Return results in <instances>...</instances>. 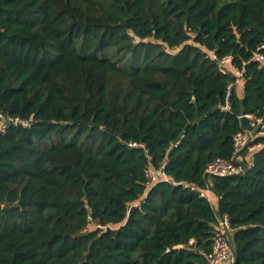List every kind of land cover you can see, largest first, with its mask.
<instances>
[{
  "label": "trees",
  "instance_id": "1",
  "mask_svg": "<svg viewBox=\"0 0 264 264\" xmlns=\"http://www.w3.org/2000/svg\"><path fill=\"white\" fill-rule=\"evenodd\" d=\"M263 45L264 0H0V112L34 120L0 134V264H207L217 212L236 264H264V137L245 175L205 178L264 115V60L222 111L212 55Z\"/></svg>",
  "mask_w": 264,
  "mask_h": 264
},
{
  "label": "built area",
  "instance_id": "2",
  "mask_svg": "<svg viewBox=\"0 0 264 264\" xmlns=\"http://www.w3.org/2000/svg\"><path fill=\"white\" fill-rule=\"evenodd\" d=\"M264 49V45L259 48L255 57L248 62H244L243 68L238 69L233 64V57L226 56L223 59H218L216 55H212V59L217 61L221 72H232L235 77V82L228 86V97L226 105L221 107L222 111L230 109V95L236 86H243L244 93V75L246 66L252 62H262L264 56L260 50ZM246 120L248 125L234 136V153L231 159L217 158L211 161L206 168L205 178L210 187L211 181L214 178H228L234 176L245 175L251 165H253L256 152L263 148V145L256 143L260 137H264V115L259 117L252 114H246L241 117ZM34 123L31 118L23 120L18 117H6L0 112V134H6L10 127L30 128ZM245 153L251 156V161H245ZM148 186H153L157 182H171L170 176L166 173L165 165L160 169L149 168L146 172ZM195 189V188H193ZM211 190L200 191L202 197L207 198L211 203ZM235 230L231 226L230 217L228 214H220L217 212V222L214 226L212 253L207 255V264H236V252L234 245Z\"/></svg>",
  "mask_w": 264,
  "mask_h": 264
},
{
  "label": "rangeland",
  "instance_id": "3",
  "mask_svg": "<svg viewBox=\"0 0 264 264\" xmlns=\"http://www.w3.org/2000/svg\"><path fill=\"white\" fill-rule=\"evenodd\" d=\"M240 87H241V88H240ZM239 88H240L241 91H242V86H239ZM244 157H245V159H246L245 161H248V160L251 161V159H252L251 156H248V153H245Z\"/></svg>",
  "mask_w": 264,
  "mask_h": 264
},
{
  "label": "crops",
  "instance_id": "4",
  "mask_svg": "<svg viewBox=\"0 0 264 264\" xmlns=\"http://www.w3.org/2000/svg\"><path fill=\"white\" fill-rule=\"evenodd\" d=\"M242 88H243V86H242ZM242 93H243V90H242ZM211 197H212V200L215 199V198L213 197L212 194H211ZM214 201H215V200H213V203H214ZM216 202H217V201H216ZM214 204H215V203H214Z\"/></svg>",
  "mask_w": 264,
  "mask_h": 264
},
{
  "label": "water",
  "instance_id": "5",
  "mask_svg": "<svg viewBox=\"0 0 264 264\" xmlns=\"http://www.w3.org/2000/svg\"><path fill=\"white\" fill-rule=\"evenodd\" d=\"M88 211H89V214H90V216H91V215H92V211H91V209L88 208Z\"/></svg>",
  "mask_w": 264,
  "mask_h": 264
}]
</instances>
